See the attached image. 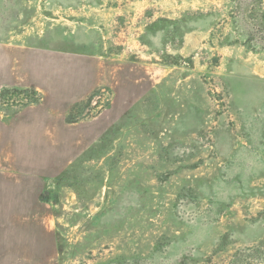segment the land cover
<instances>
[{
  "label": "rangeland",
  "instance_id": "rangeland-1",
  "mask_svg": "<svg viewBox=\"0 0 264 264\" xmlns=\"http://www.w3.org/2000/svg\"><path fill=\"white\" fill-rule=\"evenodd\" d=\"M262 20L264 0H0V90L1 72L124 65L85 119L131 88L124 115L49 181L42 238H0V264H264ZM4 209L0 233L17 226Z\"/></svg>",
  "mask_w": 264,
  "mask_h": 264
},
{
  "label": "crops",
  "instance_id": "crops-1",
  "mask_svg": "<svg viewBox=\"0 0 264 264\" xmlns=\"http://www.w3.org/2000/svg\"><path fill=\"white\" fill-rule=\"evenodd\" d=\"M41 66L44 68L46 65L41 63ZM123 66L121 63H105L99 67L76 64L74 71L69 73L71 76L67 77L66 67L60 65L57 80L44 77L43 71L37 74V79L20 78L14 82L8 78V73L1 72L6 77L2 86L32 87L40 91L42 98L38 103L22 106L15 113L0 111V144H3L0 198L3 197L5 203L1 213L14 215L9 220L17 222V226H6L3 231L9 232L0 233V238H42L44 225L51 221V216L49 211L42 210L44 204H50L41 199V194L50 185L49 181L63 173L124 115L125 101L120 95L124 90L130 94V85H113L119 90V97L114 99L109 109L95 117L69 122L71 107L88 98L99 86L110 85V73ZM106 74L108 78L104 77ZM26 222H30V227L25 225ZM46 229L47 246H51V230L49 227ZM14 230L19 233H13ZM26 246L23 251L28 253L30 250Z\"/></svg>",
  "mask_w": 264,
  "mask_h": 264
},
{
  "label": "trees",
  "instance_id": "trees-1",
  "mask_svg": "<svg viewBox=\"0 0 264 264\" xmlns=\"http://www.w3.org/2000/svg\"><path fill=\"white\" fill-rule=\"evenodd\" d=\"M262 24L264 25V20H262ZM253 25V24H252ZM254 26V25H253ZM246 33L248 38H250L251 32L253 30V27H251V25L247 24L246 26ZM22 96L23 97V102H22V106H25L27 104H31V103H38L42 96L39 90L32 88V87H27V88H18V87H13V88H9V87H4L0 90V110L5 109L6 111L10 112V108L9 106V96ZM94 95L90 96L88 98L87 103H85V101H79L77 103H75L70 110V113L68 115V121L69 122H76L78 120H80V114L83 112V109L85 108L84 106H86L87 104H90L92 97ZM41 199L44 201H50V199L47 196V192L44 191L41 194Z\"/></svg>",
  "mask_w": 264,
  "mask_h": 264
}]
</instances>
